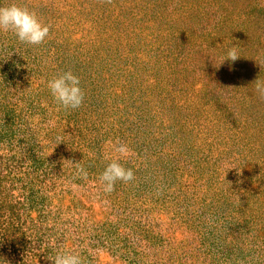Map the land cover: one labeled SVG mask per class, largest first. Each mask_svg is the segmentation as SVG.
I'll return each mask as SVG.
<instances>
[{"label": "rangeland", "instance_id": "374dc122", "mask_svg": "<svg viewBox=\"0 0 264 264\" xmlns=\"http://www.w3.org/2000/svg\"><path fill=\"white\" fill-rule=\"evenodd\" d=\"M13 3L51 29L0 31V264H264V0ZM68 70L75 110L47 86ZM117 139L136 179L107 194Z\"/></svg>", "mask_w": 264, "mask_h": 264}, {"label": "clouds", "instance_id": "9594fccd", "mask_svg": "<svg viewBox=\"0 0 264 264\" xmlns=\"http://www.w3.org/2000/svg\"><path fill=\"white\" fill-rule=\"evenodd\" d=\"M111 2V0H107ZM51 25L42 21L37 12L22 7L18 4H10L0 7V31L12 32L19 42L27 45H41L49 37ZM240 58L236 46L227 50L224 61L235 62ZM255 91L261 99H264V82L259 79L254 82ZM48 88L54 100L65 110L79 109L85 100V92L81 87L80 78L71 70L63 71L54 76L48 82ZM59 139V138H58ZM114 153L99 176V182L104 193L110 194L115 190L117 181L125 184L136 179L132 168L125 167L121 160L134 155L130 146L117 139L109 141ZM72 163L71 161H68ZM73 164V163H72ZM77 169V175L81 179H88V172L82 167L81 162L73 164ZM53 264H83L82 257L75 252L62 250L55 257H48Z\"/></svg>", "mask_w": 264, "mask_h": 264}]
</instances>
